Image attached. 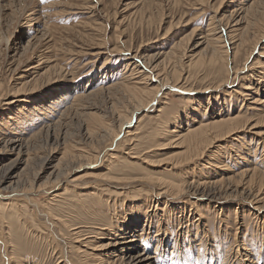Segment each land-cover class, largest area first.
Returning <instances> with one entry per match:
<instances>
[{"label":"rangeland","instance_id":"obj_1","mask_svg":"<svg viewBox=\"0 0 264 264\" xmlns=\"http://www.w3.org/2000/svg\"><path fill=\"white\" fill-rule=\"evenodd\" d=\"M216 13L219 19H223V23L220 24L215 19ZM226 25L234 28V33L229 34L230 37L226 34ZM263 33L264 0H0V97H3L0 104V119L4 118L6 123L14 125L13 133L26 134L23 135L26 138L38 134V138L29 143L33 160L27 175L21 179V183L27 182L25 188L22 183L20 189L26 190L33 185L44 188L49 170L58 165L56 162H60V166L57 167L62 174L61 180L72 181L91 172L106 171L104 166L108 167L109 162L102 166L104 156L111 153L117 156L116 159H111L110 171H106L113 179H108V183L103 181L98 184L99 187L96 189L99 192L95 194L98 196L89 198L88 195H83L81 197L86 200L79 203L74 198L76 194H64L61 202H51L52 205L50 203L47 206L51 216L59 220L55 226H50L52 229L44 223L46 221L37 219L30 206L24 208L23 220L13 219L11 230L5 231H8L11 241L14 242V248L18 252L17 260L31 258L39 262L38 264H65L63 262L65 256L71 257L70 259L74 261L78 260L76 249L79 246L71 236L73 228L81 229L82 236L85 239L88 237L90 247L98 242L109 241V238L97 237L99 238L97 239L93 231L107 224L115 226L121 223V218L132 204L130 212L137 210L141 217L138 218L141 219L140 222L136 223L138 225L131 228L132 237L139 239L147 254L158 256L157 264H221V262L222 264H264L263 213L257 214L258 217L255 219L248 213L250 207L245 205L238 207L235 201L217 208L213 207L214 204L207 205L209 203L203 202L200 198L208 192L224 194L225 190H229L228 185L232 184L231 179L224 180L225 182L217 185L215 190L211 187L201 189L200 186L197 189L199 182H204L203 179L207 180L208 177V181L215 182L221 179L220 176L225 179L232 177V171L238 173L247 169H258L264 172V123L258 124L260 126L257 132L262 133L261 135H256L257 132L248 127L239 134L244 136L240 141L241 144L233 142L230 146L224 140H220L210 149H205L201 159L191 160L181 166L174 165L176 161H182L180 153L183 149L179 148L176 139L169 140L170 136L166 135V130L172 127L170 125L179 113L183 116L180 120L177 119L175 124L179 121L181 127L185 129L194 125L192 122L195 120L208 122L210 115L221 112H225L226 115L230 112L236 115L240 110L247 113V117L250 118L248 123L253 125L264 118V111L248 112L247 109L245 110L246 107L242 106L243 98L236 94L227 93L224 96L223 91L206 94H196L192 91L184 94L177 88H172L166 90V95L162 99L163 105L153 103L156 104V108L158 107L157 111L161 112L153 111L151 108L150 111L145 110L136 114L133 112L134 102L128 99L130 98L128 94L123 96L121 88L129 80L131 69L135 66L137 71H145L150 83L155 87L160 83L158 78H155L157 71L167 73L169 78L173 79L181 71L182 65L187 66L189 63L190 67L184 70V73L187 72L185 78L189 76L187 83L193 90L202 91L224 75V68L221 65L223 63H210L212 49L204 38L209 36L211 38L213 34L221 36L222 41L225 40L224 52L227 48L229 51L234 47L230 45L231 43L244 39L245 47L241 49L239 64L236 62L229 64V67L237 68L242 65L246 52L252 50V45ZM230 38L232 39L229 42ZM178 43L182 45V49L178 52L180 54L175 61L169 62L165 56L162 58L163 53L172 52L171 48ZM29 44L28 50L25 51ZM263 49L264 40L258 45L248 66L258 61L264 67V56L261 58L258 56L264 51ZM137 51L142 52L143 57L160 54L161 59L156 64L160 67L156 70V74L152 75V70L150 71L142 60L144 66L140 63L135 66L129 63V53ZM197 55L198 59H194ZM256 57H259L260 61L256 60ZM173 67L176 72L172 70ZM141 79H135L133 82L139 83ZM239 82L246 83L237 80L235 83L237 90H239L237 86ZM210 94L213 97L209 100ZM57 99L61 103L57 104L55 109L49 110L50 112L34 111L37 104L42 102L47 105ZM13 100L17 103L9 106L5 104ZM116 113H120L123 117L129 115L130 119L134 116L129 122L130 125H125L123 133L118 135L116 133L120 131L123 119H120L119 114ZM53 120L57 121L55 130L52 129L49 134L42 131L47 123H54ZM103 124L108 130L102 132L97 130ZM0 129L5 128L1 126ZM87 129L95 130L96 136H93L92 140L87 136ZM127 131L133 135L131 153L133 156L138 155L137 159L128 156V146L121 142ZM234 151L239 152V156ZM96 154L99 156L97 160L93 159ZM211 155H213L212 162H224L228 171L223 170L224 168L204 169L206 162H211ZM86 158L94 160L93 163L85 167L86 169H79V166L88 160ZM107 159L105 157L103 160ZM147 176L176 183L189 181L193 185L190 193L173 203L169 202L164 206L165 204H162L164 202L159 201L155 210L161 222L153 217L150 227L145 221V211L153 210L149 208L151 203L147 202L153 195L150 185L139 182ZM53 178V176L49 177L51 183L55 180ZM200 179L202 180L198 181ZM79 183L81 185L70 186L71 183L66 181L61 183L63 186L59 184L57 188H52V184H48L46 188L50 190V194L65 193L64 191L73 186L83 191L90 189L89 185L84 186L83 183ZM222 185L225 188H222ZM238 189L242 191L241 187ZM196 195L198 198H195ZM219 195H217L218 200ZM48 197L50 196L45 193L33 195L34 201L39 204L43 202L45 204ZM195 201H197V209L190 207ZM175 202L188 206L182 216L180 210L170 209L171 205H176ZM138 208L141 210L138 211ZM199 213L203 215L207 227L194 223ZM182 220L184 225L181 223ZM242 222L243 226L236 225ZM144 224H147L149 229H146L144 236L138 237L140 231L145 228ZM195 229H198L197 235ZM6 232L5 236H7ZM159 250L163 251L162 256ZM89 258L91 259L88 256ZM6 260L0 251V264H6Z\"/></svg>","mask_w":264,"mask_h":264},{"label":"bare ground","instance_id":"obj_2","mask_svg":"<svg viewBox=\"0 0 264 264\" xmlns=\"http://www.w3.org/2000/svg\"><path fill=\"white\" fill-rule=\"evenodd\" d=\"M215 19H217L218 23H220V22L223 23V19H219V15L217 13H216ZM251 20H250V22H251ZM251 24H252V22H251ZM233 29L234 28H231L230 26L226 25L225 31L227 32L226 34L228 37L231 36L229 34H231L233 32ZM235 30H237V29H235ZM242 33H243V31H242ZM244 33H246V32H244ZM209 37L204 38V40L209 42V47H210V49H212V51H211L212 54L210 57V63L211 64H213V63L216 64L217 62L223 63L221 65L224 68V75L217 78L214 81V83L211 84L208 88H206V89L203 88L204 90L201 89L202 91L193 90L187 83L189 76L187 75L188 77L185 78V75L187 74V72L184 73V70H185V68L190 67L189 63L187 66L182 65L181 71H179L178 72L179 74L176 77H174L173 79H170L169 76L167 75V73L157 71L158 72L157 76L156 77L153 76V77L158 78L157 80L160 83L154 87V84L150 83L149 77H147L148 75L145 73V71H137L135 64L140 63L143 65V63H142V61H143L144 65L145 66L148 65L147 68L150 69V71L152 70L151 71L152 75H153V73L156 74L155 73L156 70H158V68L160 67L159 64L156 65L158 63L157 61H159L161 59L159 56L160 54L154 55V56H147L146 55L147 57H143L142 56L143 53L140 51H137L135 53H129L128 61L130 64H133L135 67L131 69L132 71H131V76H130L129 80H127L121 86V88L123 90L122 92L124 93L123 96L125 94L126 95L128 94V97L130 96V98H128V97H126V98L131 99L132 102H134V104L132 105L133 106V112H136V114L140 113V112L143 113L145 110L150 111L151 108L153 109V111L154 110L157 111L158 107L156 108L155 105L156 104L157 105H163L164 102H162V99L166 95V90H168V89L171 90L172 88H175V89L177 88L178 90L182 91L184 94L185 93L187 94V92H192V91L195 92L196 94H198V93L206 94L207 92L208 93L209 92L218 93V92L223 91L224 96H226L227 93H230V95L236 94V95L240 96L241 98H243L244 102L242 103V106L246 107L245 110L247 109L248 112H250L252 110L257 111L259 113L263 112L264 111V67H263V65H260L262 63H258V61L252 63L250 66H248L247 64H248L249 60L251 59L252 55L255 54V51H257L256 49H257L258 45L263 43L264 33L252 45L253 48L250 52L246 50L247 51L246 55H245L246 57L242 60L243 61L242 65H239L237 68H233V66L231 68V67H229V64L230 63L234 64V62L239 64L238 61H239V59H241V58H239V55L241 53V49L243 47H245L244 46V44H245L244 39H242L241 41H238V42L236 41V43L235 42H233L231 44L229 43L231 46L233 45L234 47L229 49V51H228V48L227 49L225 48L226 49L225 50L226 53H225L223 51L224 50L223 42H225V40L222 41L221 36H216L214 34L212 35L211 38H209ZM231 39L232 38L229 39V42L231 41ZM8 42H9V40H7V43ZM180 43L175 44L171 48L172 52L170 51L166 54L163 53L162 58H164V56H165L167 58V60H169V62L175 61V58H177V56H179V54H180L178 52L182 49V45H180ZM30 44L26 46V48L24 49L25 51L28 50ZM198 47H199V45L196 46V48H198ZM161 54H162V52H161ZM208 54H210V53H208ZM258 56H260V58L263 57L264 51L260 52V54ZM260 58L256 57V60H259ZM194 59H198V55L195 56ZM34 68L36 69V67H34ZM172 70L174 72L177 71L175 69V67H173ZM245 71H247L248 73H245ZM249 73H252V74H249ZM149 76H150V73H149ZM138 78L139 79L144 78V79H141L142 82L139 81V83H136L137 81L133 82V80H135V79L139 80ZM194 80H195V78H194ZM237 80H239L241 82L246 81V83H243V84H240V82H239V84L237 85V86H239V90H237V87L235 88V83ZM141 84H144L145 86H142ZM170 85H172L173 87L170 88L169 87ZM233 88H235V89H233ZM109 89L111 90V87ZM107 90H108V88H107ZM211 97H213V96H211V94H210L209 100L211 99ZM2 98L3 97H0V104H1ZM60 99H62V97ZM58 100L59 99L54 100L47 105H45L41 102V103L37 104V106H40V107H37V106L34 107V111L38 112V113H42L44 111H49L51 109H55L56 105L61 103V101L59 103ZM215 100H216V98H215ZM215 100H213V102ZM217 100H219V99H217ZM125 102H126V100H125ZM129 102H131V101H129ZM155 102H156V104H153ZM14 103H17V101L13 100V101L6 102L5 104L9 106V105H12ZM216 103H217V101H216ZM262 107H263V109H262ZM122 108H124V107H122ZM133 112H130V114ZM157 112H161V111L159 110ZM186 112H187V110H186ZM243 113H245V112H243V110L242 111L240 110L237 112L236 115L234 113L231 114V112H230V114L227 113L228 115H226L225 112L224 113L221 112V113H218L216 115H210V118H209L210 120L208 122L201 121V119H200V121L195 120L194 122H192V124H194V125L189 126L185 129H183L181 127V125L179 124V121H178V124H175V121L177 119L180 120L183 116L182 113H179L176 117V120L172 121V124L170 125L172 127H168L167 130L165 129L166 135L170 136L169 140L176 139L179 148L183 149L182 150L183 152L180 153V157H182L181 158L182 161H178V162L176 161V164L174 166H181L183 164L186 165V163H189L191 160L201 159L205 153L204 152L205 149H207V148L210 149L216 142H218L220 140H222V141L224 140L227 143V145L229 144L230 146H231V143H233V142H236V144L237 143L241 144L240 141L243 139L244 136H239V134L241 132L245 131L248 127H251V130H255L257 132V128H258V126H260L258 124L264 123V118L260 119V121L258 120L256 122V124L252 125L251 123H248V119H250V118L247 117V115H246L247 113H245V114H243ZM116 114L117 115L119 114V116H120V113H116ZM121 117H123V116H120V119H123V121H122L120 129H119L120 131H118L117 133L115 132L117 135L119 133H123L122 130H123L124 126L128 125V124L130 125L129 122L131 120H133L134 116L132 117V119H130L129 115L128 116L125 115L123 118H121ZM56 123H57V121H54V123H52V124L47 123L48 125L46 124L47 126L43 127L42 131H45L47 134H49L50 131L55 128ZM100 124H102V123H100ZM100 124H98V125H100ZM195 124H198V126H196ZM1 126H3L5 129L4 130L0 129V251H1L2 255L5 257V259H7L6 261L8 264H25V263L26 264H38L39 262L35 261L34 259H31V258L25 259V258H23V256H22V258H23L22 261L17 260L16 254L18 252H16V250H15L16 248H14V246H15L14 242L11 241V239H10L11 235L8 233V231L7 232L5 231L8 229L11 230V225L13 223V219L16 218L18 221L23 220L24 208L26 206L27 207L30 206L32 211L35 213L36 217H38L37 219L46 221L44 223H46L49 227L55 226L56 223H59V220L54 218L53 216H51L47 206H49L51 202H61V200L64 199V196H63L64 194L65 195L66 194L69 195L71 193L76 194L77 196L74 198L79 203L86 200V198L81 197L83 195H86V196L88 195L89 198L94 197V196H98V194L95 195L98 191L96 189L97 187H99L98 184L100 182H103V181L107 182L108 179H113L111 174L107 173L106 171L107 170H108V172L110 171L111 159H116L115 157H117V156H115L114 153L107 154V156H104V158L107 157L108 159L105 161L103 160L104 158L102 159V161H103L102 166H104L106 162H109L108 167L104 166V168H105L104 170H106V171L100 172V173H97V172L92 173L91 172L90 174L84 175V176H82L78 179H74L72 181L71 180L68 181L66 179H65V181L61 180L62 174L59 172L60 170H58V167H57V166H60V162H56L58 165L55 164L57 166L52 167L49 170L50 173L48 174V178L46 179L47 181H45L47 183L46 186L48 184H50V185L52 184L51 185L52 188H54V187L57 188V186L59 184H61L63 182L66 183V181L68 183H71L70 186L74 185V184H80L79 182H81V183H83L82 185H84V186L89 185L88 188H90V189H87L86 191H83V189L78 190L73 186L69 190H66L65 189L66 187H65L64 188L66 190V191H64L65 193H54V194L52 193V194H50L49 193L50 190L48 188H46V186H44V188H43V186L42 187L41 186L35 187L34 185L31 186V183L29 184V186H31V187L29 189H26V190L23 189L24 190L23 191L20 189L21 188L20 184L23 183V186H24L27 182L21 183V179L25 175H27V171L31 165L32 160H33L31 157V153H30V146L31 145H29V143L32 142L36 137L38 138V134H34V136H31L30 138H26L25 136H23L26 134L21 135L19 133H13L14 125L10 124V123H6L4 118L0 119V127ZM118 128H119V125H118ZM97 130L102 132V130L106 131L108 129H107V126L105 124H103ZM87 132H88L87 136L90 137L91 140H92L93 136H96L94 134L95 130L87 129ZM110 134H113V133H110ZM116 134H115V139L117 138ZM125 134L126 135L121 140V142H123L122 144L128 146L127 147L128 148L127 149L128 156L131 159H137L138 155L133 156V154L131 153V151L133 150L132 145H131L133 135L130 134L129 131H127ZM162 134H164V133H162ZM261 134L258 132L256 133V135H261ZM106 135H108V134H106ZM95 139H96V137H95ZM163 139H165V138H163ZM230 149L232 150L233 148L231 147ZM65 151L67 154V151H68L67 148ZM69 151H71V149ZM235 153L237 155L239 152L238 153L235 152ZM66 154H65V156H66ZM214 154H216V153H214ZM70 155L72 157V154H70ZM216 155H218V154H216ZM237 156H239V154ZM240 157H241V155H240ZM72 158L74 159L75 157H72ZM210 158H212L211 162H206L207 165H205L203 167L204 169H210V168L211 169H213V168L223 169L224 168L223 170L228 171V169L224 166V162H222V161L212 162L213 155H211ZM86 159H88V160H86V162L82 163V166L78 165L79 169H83V168L87 167L88 165L92 164L94 161V160L92 161L91 158H86ZM93 159L97 160V159H99V156L97 155ZM69 160L70 159H68V161ZM75 160H76V158H75ZM208 160H210V159H208ZM197 168H199V166ZM73 169H74V167H73ZM67 171H69V170H67ZM194 171H195V168H194L193 172ZM185 172L187 174V171H185ZM232 172H233V174H232L233 176L228 178V179H225L224 177L220 176L221 177L220 180H217V181L213 180L215 182H212V181H208V179H209V177H208L207 180L203 179L204 182H199V184L197 185V189H199V186H200L201 189H206L207 187H211L214 190L216 189L217 185H219L220 183L223 184L225 182L224 180L231 179V182H232V184L228 185V187H227V188H229V190H225L224 194H220V192L214 193V194L208 192L205 194L202 193L203 195L200 196V198L203 199V202H208L209 204H207V205L213 206V204H214L213 207H217V208L218 207H224L225 204H229L231 201H235L236 202L235 204L238 207H243V205H245V207L246 206L250 207V208H248V213L253 215L255 219L258 217L257 214L260 215L263 213V216H264V172L262 170L260 171L258 169H247V170H244V171H241L238 173H236L235 171H232ZM51 176H53L54 177L53 179H55L53 181V183H51L52 181H50V179H49V177H51ZM68 177H69V175H68ZM212 177H213V175H212ZM71 178H73V177H71ZM35 180L37 181L38 179L36 178ZM201 180L202 179H200L198 181H201ZM23 181H24V179H23ZM40 182H42V181H40ZM122 182H124V181H122ZM139 182L147 184L148 186L149 185L151 186V187L149 186V188H150V191L153 195L152 196L153 198L152 197H151V199L149 198L150 201L147 200V202L151 203L149 208L150 209L152 208L153 210L152 211H145V221H146V223L147 222L149 223V227H150V223H152L151 221H153V217H155V219H158L159 223L161 222V219H159V215H157V211L155 210L157 208L156 204L159 203V201L164 202L162 204H165L164 206H166V204L168 205L169 202L173 203L174 201L180 199L183 195L190 193L192 191L190 189L193 187L192 182H189V181H187L185 183H183V182L176 183L173 181L170 182V181L162 180L159 177L156 178V177H150V176L142 178L141 180H139ZM1 184H3V185L1 186ZM130 185H132V184H130ZM141 186H142V184H141ZM240 187L242 188V191H240V189H238ZM24 188H25V186H24ZM49 188H50V186H49ZM222 188H225V186L222 185ZM145 190H147V192H149L148 189H145ZM37 193L38 194L39 193H45V194H48L50 197H48V201H46L45 204H44V202L39 204L36 201H34V199H33V195L37 194ZM145 194H147V193H145ZM217 195H219V198H220L219 200L217 198ZM41 196H43V195H41ZM195 198H198V196L196 195ZM167 199H170V200H167ZM244 201H246V202H244ZM192 203H194V204L190 207L197 209L196 208L197 201L192 202ZM175 204L176 205H171L172 207L170 209L180 210V215L184 214V212L188 208V206H185L186 204H183V203L177 204L175 202ZM218 204L222 205V206H219ZM51 205H52V203H51ZM131 208H132V204L128 206L129 210L121 218L122 219L121 223L115 224V226H109L107 224V225H104L102 228H99L98 230H96L97 232L93 231V233L95 232L94 234H95L96 238L97 237H99L101 239L109 238L108 239L109 241L98 242V244H94L92 247H90L88 244V240H89L88 237L85 239V237L82 236L83 232L80 231L81 229H79V228L74 229L73 228V230L71 231L72 234L71 233L70 234H71V236H73V239H74L73 241L75 242V244H78V246H79L76 249L78 252V255H79V259L74 261V260L70 259L71 257L69 258L68 256H65L63 259V262L65 264H120L121 262H124L123 264H157V261H158L157 257L158 256L147 254L145 252L144 247H143L144 245L141 246V244L139 243V239H137V237H135V236L132 237L133 231H131V228L136 227L138 225L136 223L140 222L141 219H138V218H141V217L139 216L137 210L130 212ZM140 210L141 209L138 208V211H140ZM164 213H165V211H164ZM198 215H199V217L197 218V221L195 220L196 222L194 221V223H196L198 226H201V227L203 225L206 226L204 224L203 215L201 213H199ZM183 221L184 220L181 221L182 225L185 224ZM236 225H238V227L240 225L243 226V222L241 224L237 223ZM144 226H145V228H143V230L140 231V233L138 234V237L144 236V233H146V229H149V228H147V224H144ZM194 226H196V225L194 224ZM50 228L52 229V227H50ZM197 228H199V227H197ZM67 230L69 231V229H67ZM67 230H65V231H67ZM195 231H196V235H197L199 233L198 229L197 230L195 229ZM5 232L7 233V236H5ZM184 232H185V230H184ZM32 233H33V231H32ZM67 234H68V238H69V233H67ZM1 236H3V238H1ZM99 238H97V239H99ZM70 240H71V238H70ZM141 240H143V238ZM64 241H65V239H64ZM157 242H158V240H157ZM15 243H17V242H15ZM141 243H143V242L141 241ZM216 244H217V242H216ZM160 245H162V244H160ZM174 246H176V245H174ZM162 247H164V246H162ZM203 247L206 248V246H203ZM158 248H157V250H158ZM221 248H223V247L221 246ZM87 250H90L91 252H89ZM160 251L161 250H159L158 252H160ZM160 253L162 256L163 251H161ZM155 254H157V253H155ZM164 254H166V253H164ZM175 254H176V252H175ZM237 255H239V254H237ZM88 256L91 257V259L90 258L88 259ZM224 258H225V254H224ZM245 258H246V256H245ZM171 260H172V258H171ZM173 260H174V258H173ZM227 261H229V260H227ZM235 261H237V260L235 259ZM246 262H248V260H246ZM222 263L223 262H221V264Z\"/></svg>","mask_w":264,"mask_h":264}]
</instances>
